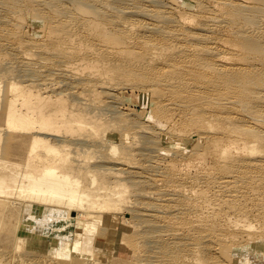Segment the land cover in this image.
Returning <instances> with one entry per match:
<instances>
[{"label":"bare ground","instance_id":"6f19581e","mask_svg":"<svg viewBox=\"0 0 264 264\" xmlns=\"http://www.w3.org/2000/svg\"><path fill=\"white\" fill-rule=\"evenodd\" d=\"M131 75L146 131L181 147H137L142 121L108 113ZM247 237L264 239V0H0V264H249Z\"/></svg>","mask_w":264,"mask_h":264},{"label":"rangeland","instance_id":"374dc122","mask_svg":"<svg viewBox=\"0 0 264 264\" xmlns=\"http://www.w3.org/2000/svg\"><path fill=\"white\" fill-rule=\"evenodd\" d=\"M71 1H73V0H53V2H62V3H70ZM172 1L173 0H153V2H152V0H151V3L153 5H155V4L156 5L157 4L158 5H161L162 2H164V4H167V6H168L169 4L172 3ZM111 2H112L113 5H116V9H117V8H120V7L122 8V6H124L125 3L128 2V0H111ZM25 29H27V28L25 27ZM32 70L33 69L29 70L32 73H29V71H27V74L28 73H29V75L30 74H33L34 73V70L33 71ZM86 71H88V70L85 69V72ZM126 75L128 76V74H125L124 73L123 76L125 77ZM131 76H130V78H133V79L129 80V83H127V84H126V81H128V80L124 79V77H122V79H124L125 81L124 80H120V79L118 81L121 82V83H118V81H117V83L119 84V85L117 84V86L118 87L120 86V87L118 88L116 86L113 89V92H115L116 94L119 95V96H117L116 94H114L115 95L114 97L117 98V100H116L113 97L116 100V102H115V100L112 97H107L108 100L106 98V101H108V102L111 100V102H114L116 104H117V102H119V104H120V105L119 104L114 105V103L113 104H110L111 102H109V103L107 102V104L105 106L107 107L106 110L108 111V113L109 112L110 113L113 112L111 114H116V113H122V114H124L125 112H128V113H131V114H128V113L127 114L126 113L124 114L127 119H130V120L132 119V122H134L135 124L138 123V122H139V124H141L140 121H142V124H144L145 127L144 126H139L140 128L137 127L136 128L137 130L135 129V131H136V133H135V135H136L135 141H136L137 147H143L147 141H148V146L150 147L149 144H151V147L152 148H153V146H152L153 143L155 145L156 142H157L156 143L157 145H155L154 147H156L158 145H161L160 147L164 146V147H169V148H174V149L175 148L177 149V148L181 147L182 146V143H183V139L182 138L176 137V136H174L171 133L163 132V130H161L162 131L161 132L160 129L156 128V126H154L152 130L154 132V130L157 129V132L158 133L157 132L152 133V131H146L147 129H149L148 127L146 129V125L147 124H149L148 126H151V127L153 126L152 120H153V116L155 115V113H153L154 112V109H153L154 108L153 107V98H154V96H153V93H151L150 91H145L144 89L135 86V84H134L135 82L134 81L136 80V78H134L135 76L133 77V75H131ZM127 78H129V77H127ZM123 81H124V84L123 85H125V84L128 85V84L131 83L130 84L131 86H126L125 85V86H123L124 87L123 88L120 85V84L123 83ZM131 81L134 82V83H132ZM115 88H116V91H115ZM110 91H112V90H110ZM121 97L122 98L124 97V100H125V101L123 100L124 102H120V101H122L121 100L122 99ZM108 104L110 106L112 105L111 106L112 109H110V106L108 107ZM115 106H117L118 109L115 108ZM108 108L110 109V111H109ZM115 109H116V113H115ZM120 109H121L122 112H117V110L120 111ZM122 114H120V115H122ZM120 115L119 116L117 115V116L120 118L121 117ZM123 116H122V118H123ZM135 119L138 120V122H136ZM148 120H149V122H148ZM144 122L146 123V125H145ZM150 123H152V124H150ZM142 127L145 128V131L146 132L144 131V129H142ZM151 127H150V130H151ZM148 134H149V136H148ZM157 134H158V136H157ZM150 135L153 136L154 138L151 137ZM148 137H150L151 139H154V142L153 143H149L151 140H148ZM158 137L159 138L161 137V139H157ZM155 138H156V141H155ZM157 140L158 141L160 140V141L158 142ZM160 147L158 146L157 148H160ZM153 150H155V148H153ZM142 152H146L147 153V150L143 149ZM182 162H183L181 164L182 166H180V167L182 168V171L183 172L190 173L191 175H197L203 169H205L209 165L210 162H212V158H210V157L208 159L190 158V159H188L186 161H182ZM27 224L28 225H31V227L33 226V228H34L35 225H37V224L38 225H41L42 222L39 221V220L36 221V220H31L30 219V220H28V223ZM79 230H82V229H79ZM118 230H120L119 232H124V233H129L130 234L133 231V228L131 226H127L125 228L124 227H119L117 230H115V232L110 233V234L108 233V231H106V232L104 231L102 234L100 233L102 231H100V232L98 231L99 233H96V235H95V238L96 239H95V242H94V248L101 250V252H103L105 254H108L109 256L113 255L114 254V245L116 243L115 236L118 233ZM248 238L249 237H247L246 239L243 240V244L242 245L237 246V250H235L236 256H242L243 255V252H246L245 249L248 250L249 248H251L252 249L251 251L257 252L259 254V256L257 258V259H259V261L258 260H257L258 262L256 260H255V262L254 261L253 262L251 261L252 263L250 262L249 264H264V257L261 256L262 253L264 252V239L255 240V239H252V237H250V239H248ZM41 245L42 244H40V246ZM148 246H149V243L148 242H145V247L147 248ZM244 247H245V249H244ZM70 250L72 252L71 255H73L75 257H77V256L80 255V249L79 248H74L72 246L70 248ZM96 252H99V251L98 250H95V253ZM124 255H125V257H124V260H122V261L121 260H118V261L115 260L116 261L115 262V261H113L115 258L112 259L111 257H110V260H108V261L115 262V263H118V264H124V262H126L127 260L132 259V257H131L132 256V252H131V250L130 251L126 250Z\"/></svg>","mask_w":264,"mask_h":264}]
</instances>
